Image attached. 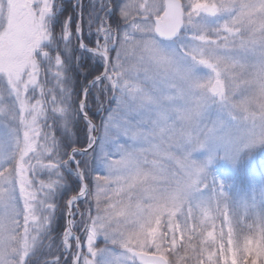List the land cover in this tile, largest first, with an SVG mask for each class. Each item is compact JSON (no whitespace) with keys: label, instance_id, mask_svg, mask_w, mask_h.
Returning <instances> with one entry per match:
<instances>
[{"label":"rangeland","instance_id":"obj_1","mask_svg":"<svg viewBox=\"0 0 264 264\" xmlns=\"http://www.w3.org/2000/svg\"><path fill=\"white\" fill-rule=\"evenodd\" d=\"M66 1L0 0V264H55L80 193V264H264V0H181L172 43L153 32L164 0H83V46L112 57L88 105L113 143L87 153L64 147L80 122L92 146L74 69L106 58L69 36Z\"/></svg>","mask_w":264,"mask_h":264},{"label":"snow or ice","instance_id":"obj_2","mask_svg":"<svg viewBox=\"0 0 264 264\" xmlns=\"http://www.w3.org/2000/svg\"><path fill=\"white\" fill-rule=\"evenodd\" d=\"M97 0H93V3H96ZM118 6V5H117ZM72 7L77 9V20L73 21V18L71 15H69L66 18L65 21V28L66 31H68L69 36L71 35V30H75L76 35L79 39L83 40L84 39V34H83V29L81 28V23L82 20L80 19L83 15V0H73L72 2ZM109 12L112 11V8L109 7L108 9ZM89 37H91L93 35V33L90 31L88 33ZM96 40L97 43L100 40H106V35H102L100 31L96 32ZM82 51H93L94 54H96V51L94 49H89L87 46H82ZM107 50H105V53H101V60L103 61L104 59V55L106 54ZM106 68V65L104 66ZM87 79V77H86ZM108 80V75L107 72L104 71L103 69L101 70V74H98L96 76H93L91 81H89L88 83H86V85L79 91L78 93V103H79V107H80V117L83 118L84 122L87 124V128H88V135H89V141L90 144L92 145V147L95 148V146L99 143L100 146V150L101 152H103L105 150V148L107 147L108 144L113 143L112 138H111V132L107 127L106 124V120L102 121L103 126L105 127V133L104 135H102L101 137L97 138L94 133L96 132V126L91 122V119L89 117V112L91 111L89 105H88V96H89V92L93 89L98 87L99 85H101L103 82ZM97 102L99 103V100L97 98ZM99 111H103V108L101 107L100 109H98ZM98 143H93L94 141H97ZM211 162V161H209ZM81 187L83 189V181H81ZM82 198V197H81ZM78 199H71L69 201V207L71 208L72 206L78 204ZM67 215L71 216V212H69ZM74 227V225H73ZM69 229L67 227H65L64 231L67 232ZM69 239H75V237H69ZM91 255H94L97 259L103 258L105 257V252L104 250H99L96 252L91 253ZM85 264H96L95 260H88L85 262ZM101 264H119L118 261L113 260L111 258H104L101 259Z\"/></svg>","mask_w":264,"mask_h":264},{"label":"water","instance_id":"obj_3","mask_svg":"<svg viewBox=\"0 0 264 264\" xmlns=\"http://www.w3.org/2000/svg\"><path fill=\"white\" fill-rule=\"evenodd\" d=\"M154 24V33L157 38L164 41H173L178 38L184 26L183 8L181 1L165 0V12L161 16V18L154 20ZM109 64L110 61L109 59H107L106 68L104 69V71L107 72ZM95 142L96 141H94V143ZM91 148L92 146L88 149L81 150V152L89 151ZM76 167L79 168L77 164ZM79 172L82 176V172L80 170ZM69 212L70 208H68V213ZM131 255L136 259L138 264H168L167 260L159 255L145 254L137 251H132Z\"/></svg>","mask_w":264,"mask_h":264},{"label":"trees","instance_id":"obj_4","mask_svg":"<svg viewBox=\"0 0 264 264\" xmlns=\"http://www.w3.org/2000/svg\"><path fill=\"white\" fill-rule=\"evenodd\" d=\"M65 8H66V11L69 13V15H71L72 18H75V11L72 9V3L69 2V1H66L65 2ZM114 13H115V10H114ZM83 16H84V14H83ZM83 16H82V19H83ZM74 20L75 19H73V21ZM92 56H97V55H94L93 54ZM86 67H87V69L85 71H84L85 67H81L80 70L74 69L75 73L80 78V81H79V87L80 88H79V90H81L82 87L86 85V83H88L89 81H91V79H92L93 76H96L98 74H101V70L103 69V66H101L99 62H93L91 65H88ZM86 77H87V79H86ZM93 89H95V88H93ZM92 90L89 92L88 103L90 101V96H91L90 93H92ZM89 117L92 119V115L91 114H89ZM82 120L83 119L81 118V121ZM84 130H85V127L83 126V123L80 122V130H79V133L77 131H75L74 138H73L72 142H69L70 144H68V145H64V147H66L68 149H71L73 146L74 147H78L79 149L84 148L85 147V142H86L84 140L85 139V135H83V131ZM68 194L69 193H67V192L64 193L62 195V198L63 199L66 198L68 196Z\"/></svg>","mask_w":264,"mask_h":264},{"label":"flooded vegetation","instance_id":"obj_5","mask_svg":"<svg viewBox=\"0 0 264 264\" xmlns=\"http://www.w3.org/2000/svg\"><path fill=\"white\" fill-rule=\"evenodd\" d=\"M60 249H61V246H60ZM60 249L57 252L55 264H69L71 262L70 257L73 258L75 255L79 254V256H80L82 254V247L78 243H76L74 245V248L72 249V251L67 252L66 255H64V250L61 249V251H60ZM71 264H74L73 261Z\"/></svg>","mask_w":264,"mask_h":264}]
</instances>
